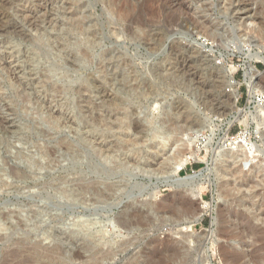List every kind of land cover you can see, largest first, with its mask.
Here are the masks:
<instances>
[{
  "label": "rangeland",
  "instance_id": "obj_1",
  "mask_svg": "<svg viewBox=\"0 0 264 264\" xmlns=\"http://www.w3.org/2000/svg\"><path fill=\"white\" fill-rule=\"evenodd\" d=\"M123 2L133 11L130 27L111 13L113 5ZM184 3L183 12H174L156 0H0V107L6 101L14 111L0 108L12 124L11 133L0 129V214H13L7 222L0 217V264H264V171L258 174L253 168H264V95L250 100L244 82L253 67L262 77L254 83L264 90V0L239 4L242 10L249 9L248 18H241L244 11L236 13L234 0ZM71 15L90 33L67 37L66 49L79 54L75 62L70 53L58 55L52 43L63 36ZM24 16L35 22L37 31L28 28ZM191 17L214 28L211 38L193 29ZM175 20L183 22L173 25ZM14 23L32 36L47 33L51 38L44 36L45 47H38L13 33ZM74 40L76 47L71 45ZM172 43L177 45L170 49ZM192 48H201L209 57L202 63ZM86 49L87 59L78 53ZM220 69L229 83L219 90L208 84L216 76L222 80ZM45 73L49 83L63 89L60 96L42 87ZM16 79L24 83V93L30 97L26 113L15 94L23 88ZM197 80L207 88L201 89ZM80 84L91 91H78ZM232 92L237 94L238 114L229 106ZM58 111L61 125L53 130L46 119L50 114L57 117ZM147 115L176 137L191 131L199 139L192 148L197 159L189 161L176 178L196 174L208 165L210 151L222 137L241 136L255 152L239 162L223 159L217 175L204 174L197 199L189 204L180 193L162 185L170 178L168 150L146 141ZM91 117L97 122L93 131ZM62 139L83 152L84 159L73 164L68 153L53 158L42 151L58 149ZM104 145L114 158L109 164L91 151ZM11 169L17 176L10 174ZM92 188L97 192L91 196L85 189ZM65 189L76 191L75 202L64 199ZM145 200L154 202V212L141 205ZM196 203L212 204V211L204 209L200 222L190 229H178L177 219ZM29 209L45 213L50 238H40L18 223L19 213L23 215L19 219L29 222ZM78 217L109 219L105 231L110 243L86 252L78 236L60 233L61 229L69 232ZM116 218L127 229L113 228L110 220ZM75 252L82 257L74 259Z\"/></svg>",
  "mask_w": 264,
  "mask_h": 264
},
{
  "label": "bare ground",
  "instance_id": "obj_2",
  "mask_svg": "<svg viewBox=\"0 0 264 264\" xmlns=\"http://www.w3.org/2000/svg\"><path fill=\"white\" fill-rule=\"evenodd\" d=\"M162 2L163 4L165 3V4H167L168 6H169V10H173L174 12L175 11H178V10H181L182 12H183V10H185L186 8H185V3H184V0H156V2ZM242 1L243 0H234V2L236 3V5H235V8H234V10L236 11V13H238V12H243V14H241V18H248V15H247V13L249 12V11H247V10H249V9H247L245 6H243V7H245L246 8V10L245 9H241L242 7H239L240 5L239 4H241L242 3ZM233 2V1H232ZM113 3H115V1L113 2L112 1V4ZM124 4L123 5H118V7H117V5H111L113 8H111L112 10V16H113V18H117L120 22H123L124 24H126L127 23V26L129 25V27L134 23L133 22V18H132V16L133 15H131V13L133 12H131V10H130V8H128V6H127V4L125 3V2H123ZM2 4V3H1ZM157 4V3H156ZM164 4V5H165ZM238 4V5H237ZM161 5V4H160ZM233 5V4H232ZM140 6V5H139ZM157 6V8H158V4L156 5ZM162 6V5H161ZM167 6V7H168ZM234 6V5H233ZM5 7V6H4ZM140 8V7H139ZM156 8V9H157ZM160 8V7H159ZM232 8V7H231ZM251 8H253V7H251ZM136 10V9H135ZM155 10V9H154ZM153 10V11H154ZM156 11V10H155ZM234 11V12H235ZM173 12V13H174ZM1 14V13H0ZM133 14V13H132ZM234 14V13H233ZM239 14V13H238ZM3 15V14H2ZM35 15V14H34ZM110 15V14H109ZM184 15V14H183ZM136 16V15H135ZM141 16V15H140ZM190 16V15H189ZM254 16V15H253ZM252 15H250V17H253ZM26 17V18H25ZM151 17V16H150ZM152 17H154V16H152ZM159 17V16H158ZM157 17V18H158ZM29 18V16H24V19L25 20H27L26 21V23H28L29 24V26H28V28H33V29H35L36 31H37V25L35 24V22L34 21H32L31 22V18L30 19H28ZM138 18V17H137ZM155 18V17H154ZM240 18V19H241ZM255 18V17H254ZM135 19V18H134ZM149 19V18H148ZM147 19V20H148ZM152 19V18H151ZM169 19V18H168ZM179 19V18H178ZM258 19V18H257ZM25 20H24V22H25ZM52 20V19H51ZM51 20H49L48 19V22H50ZM114 20V19H113ZM117 20V21H118ZM166 20V19H165ZM171 20V19H170ZM118 21V22H119ZM189 21L191 22V24H192V27H193V29L194 30H196V32L198 33V34H201V35H203L204 37H206L207 39L208 38H211V36H212V31H213V29L214 28H211L210 26H208L206 23H202V22H200L199 20H197L196 18H193V17H191L190 19H189ZM21 22V21H20ZM145 22H147L146 20H145ZM149 22V21H148ZM152 22V21H151ZM181 22H183V21H181ZM181 22H179V21H177V20H175V21H172L171 23L173 24V25H181ZM205 22V21H204ZM113 23H114V21H113ZM122 23V24H123ZM167 23V22H166ZM257 23V22H256ZM111 24V23H110ZM140 24V23H139ZM142 24V23H141ZM140 24V25H141ZM209 24V23H208ZM6 25V24H5ZM40 25V24H39ZM54 25H57V23L55 22L54 23ZM66 26H67V29H65V32L64 33H62L63 34V36H60L58 39H56L55 38V40L54 41H52V43L53 44H55V50H56V52H57V54L58 55H63L64 53H66L65 55H67L68 56V54L70 53L72 56V58H73V60H74V62L75 61H79V59L80 58H78V56H79V54H77V53H75V52H73V51H70V50H67L66 49V46H67V37H69L70 38V36L71 35H83V34H87L88 35V37L90 36V33H89V30H87V29H84V27H83V24H82V22L80 21V19H75V18H73V16L71 15L69 18H67V23L65 24ZM120 25V24H119ZM210 25V24H209ZM243 25V24H242ZM61 26H62V24H61ZM124 26V25H123ZM137 26H139L138 24H137ZM152 26V25H151ZM141 27V26H140ZM139 27V28H140ZM171 27V26H170ZM255 27V26H254ZM3 28V27H2ZM12 29V31H13V33H17V35L19 34V36H21V37H23L24 39H26V40H29V42H31L32 44H34V45H37L38 47H40V46H42V47H45L44 45L46 44H44L43 43V39L45 38L44 36H46V39L47 40H50V36H49V34H47V33H43L44 35H41V36H37V37H35V36H32L31 35V33H29L22 25H18L17 23H14V25H12V27H11ZM124 28V27H123ZM53 29H55L54 27H53ZM114 29V28H113ZM133 29V28H132ZM136 29V28H135ZM138 29V28H137ZM10 30V29H9ZM253 30V29H252ZM8 31V30H7ZM114 32H115V30H113ZM139 31V30H138ZM141 31V30H140ZM5 32V31H4ZM3 32V33H4ZM214 32V31H213ZM260 32V31H259ZM10 33H11V31H10ZM61 33V32H60ZM165 35V34H164ZM58 36V35H57ZM171 36V35H170ZM65 37H66V39H65ZM91 38H92V42H95L94 40H95V38H94V36L91 34ZM169 39V38H168ZM173 39V38H172ZM169 41V40H168ZM174 41H175V39H174ZM176 42V41H175ZM179 42H181V41H179ZM88 43V42H87ZM166 43V42H165ZM182 43V42H181ZM180 43V44H181ZM70 44V43H69ZM77 44H78V42L77 41H75L74 40V43L73 44H71V45H73V46H77ZM169 44H170V42H169ZM173 45H177V44H175V43H172V45L170 46L171 48L170 49H172L173 47ZM179 45V44H178ZM72 46V47H73ZM179 46H181V47H183L182 45H179ZM186 47V46H185ZM193 49V54L195 53L196 55H197V57L196 56H194V57H196L199 61H201L202 63L203 62H205V61H203V60H201V59H204V58H207V57H209V54H206V51H201L200 49L198 50L197 48H192ZM178 50V49H177ZM81 51V56L83 57V58H88V57H90V53H89V50H79L78 51V53ZM172 51H175V49H173ZM49 52V51H48ZM91 52V51H90ZM178 52V51H177ZM182 52V51H181ZM182 54V53H181ZM192 54V53H191ZM78 55V56H77ZM56 58V57H55ZM71 58V59H72ZM58 60H59V58H57ZM258 59V58H257ZM257 59H255V61H257ZM56 60V59H55ZM82 60V59H81ZM192 60V59H191ZM195 61H197L196 59H194ZM204 60H206V59H204ZM190 61V60H189ZM259 61V60H258ZM73 62V61H72ZM193 62V61H192ZM200 62V63H201ZM208 62H210V61H208ZM207 62V63H208ZM212 62V61H211ZM252 62H254V60H252ZM80 63V62H79ZM185 63V62H184ZM206 63V64H207ZM71 65L75 68V65H73V63H71ZM197 65V64H196ZM185 66V65H184ZM192 67V66H191ZM189 68V67H188ZM187 68V69H188ZM203 68V67H202ZM53 69V68H52ZM251 70H252V72L250 73L249 72V74H248V76H246L245 77V84H246V86H247V88H248V93H249V99L250 100H254L255 98V96H257V97H259V96H261V95H264V90H263V88H262V86H260V85H258V84H256L255 85V81H254V79H257L258 77V79L259 80H262V77L260 76V74L259 73H257L256 71H255V69L253 68V67H251ZM188 71V70H187ZM190 71V70H189ZM200 71H201V69H200ZM222 70L220 69L219 70V74H223L224 73V71L223 72H221ZM202 72V71H201ZM217 72V71H216ZM14 73L15 72H11V74H13L14 75ZM187 73V72H186ZM197 73V72H196ZM196 75V74H195ZM66 76V75H65ZM189 76V75H188ZM198 76V75H197ZM254 76H255V78H254ZM227 77V76H226ZM225 77V75H222L221 76V79L222 80H220L219 79V77H215V81H213V79H212V84H208V85H212V88H218L219 89V87H220V89L222 88L221 86L223 85V83H225L226 85L229 83V80H228V78H226ZM16 78V77H15ZM41 78H42V87H46L47 89H49L51 92H53L55 95H58V96H60L61 94H62V92H63V89L61 88V86H56L55 84H51V83H49V80L51 79V78H49L48 77V73H47V75H46V73L45 74H41ZM16 81L18 82V86H21V88H22V90H21V92L19 91V92H16L15 94H16V97H17V99H20L21 101H22V103H21V108L23 109V111L26 113L27 112V105L30 103V97L28 96V94H25L24 92H25V85H24V83L23 82H21V81H18L17 79H16ZM211 81H209L208 83H210ZM255 82V83H254ZM197 85L201 88V89H205V88H207L202 82L200 83L198 80H197ZM207 85V86H208ZM214 85V86H213ZM209 86V87H210ZM83 87H81V84L80 85H78V87H77V89H78V91L79 90H83V91H91V89L89 88V87H87V86H85L83 89H82ZM258 88V89H257ZM90 89V90H89ZM210 89H211V87L209 88V90L208 91H210ZM219 89V90H220ZM218 90V91H219ZM18 91V90H17ZM65 92H66V90H65ZM15 96V95H14ZM0 97L2 98V95H1V93H0ZM229 97H231V100H230V104H229V106H230V108H231V111H233L235 114H238L239 113V111L237 110V105H236V102H237V94H236V92H232V93H230L229 94ZM32 100V99H31ZM256 100H258V99H256ZM20 101V102H21ZM213 104V103H212ZM89 106H90V104H89ZM1 109L2 108H6V110L8 111V112H14L13 111V109H11L12 107L6 102V101H3V104H2V106L0 107ZM77 108V107H76ZM91 108H94V107H92L91 106ZM0 109V110H1ZM4 110V109H3ZM5 110V111H6ZM6 111V112H7ZM3 113V112H2ZM59 115H60V113H59V111L57 112V117H54V115L53 114H50V116H49V118L48 119H46L47 120V123H48V125H49V127L51 128V129H53V130H57V129H59V127H60V125H61V123L59 124V119H58V117H59ZM124 115V114H123ZM126 118H127V116H125ZM60 118V117H59ZM50 119H52L51 121H50ZM97 119V118H96ZM122 119H124V118H122ZM76 122V121H75ZM146 122H147V124H148V127H147V129H146V132H145V134H144V137L146 138V141H149V142H152V143H156V145H157V147H159V149H162V150H168V152H167V162L168 163H170V166H171V169H170V172H169V177L170 178H168L166 181H168V184H169V186H175V185H178V184H186V187H185V191L187 192V193H189V194H191V195H193L194 197H197V195H198V190H199V187H200V185H201V183L200 184H198L197 186H194V185H192V184H189L188 185V180H186V179H182L181 177H179V178H176V176L178 175V173L180 172V171H182L183 170V168H184V166L189 162V161H195L196 159H197V155H196V150L195 151H193L192 150V148L193 147H195V149H196V147H197V145H198V141H199V139H198V137L195 135V136H192V132L191 131H189V132H187V134H180L178 137H176L173 133H172V131H170V130H168V129H165V127L163 126V124H159V120L158 119H156L155 117H153V116H150V115H147V118H146ZM126 123V122H125ZM119 124L121 125V123L119 122ZM12 125V124H11ZM10 125V122H8V120L5 118V117H3L1 114H0V129L1 130H4V132H6V133H11L12 131V129H11V126ZM91 126V131H93V130H96L97 128H96V125H97V122L95 121V118H93V117H91V124H90ZM112 125V124H111ZM62 127V126H61ZM89 127V128H90ZM124 127H126L125 129H129V126L128 125H124ZM190 128V127H189ZM14 130V129H13ZM98 131H99V129H98ZM126 131V130H125ZM45 133V132H44ZM263 133V134H262ZM91 134H93L92 132H91ZM261 134H262V136H263V138H264V132L263 131H261ZM6 135V134H5ZM93 139V138H92ZM143 140V139H142ZM145 140V139H144ZM264 140V139H263ZM244 142V143H243ZM95 143V142H94ZM102 143V142H101ZM100 143V144H101ZM245 144V145H244ZM58 149H57V147H56V149L55 148H52V149H48L47 150V148H45V149H42V148H40V149H42V151H44L45 153H48L47 154V156L49 155L50 157H55V155H56V157H58V158H61V157H65V154H67L68 153V155H67V157L69 158V161L70 162H72L73 164H77V163H79L82 159H84V157H83V152H81L80 150L78 151V150H75V147H74V145L72 144V143H70V142H68V141H65V140H60V141H58ZM98 146V145H97ZM101 146V145H100ZM99 147V146H98ZM105 147H107V146H105L104 145V147L102 148H98V149H92L91 151L94 153V155L96 156V157H99L101 160H103V162L105 163V164H109V162H112V160L114 159L113 157H112V155H110L109 154V151H110V148L109 149H107V150H109V151H107V150H105ZM224 147H226L228 150H229V152L228 153H223L222 151L224 150ZM39 149V148H38ZM39 149V150H40ZM59 149H64L63 150V152H61L60 153V150ZM119 149V148H118ZM254 151V148H253V146L252 145H250V147H248V146H246V141L244 140V138L242 137L241 138V136H236L235 138H233V139H228V138H226V137H222L221 139H219L218 140V142L216 143V145L211 149V162L212 161H214L215 159H218V158H220L221 160H223V159H226V158H231L232 160L234 159H238L237 161L239 162L240 160V158L241 159H243V156L244 157H246L247 156V153H249L250 155L252 154V152ZM43 152V153H44ZM255 152V151H254ZM116 153H118V152H116ZM46 155V154H45ZM66 157V158H67ZM128 159V158H127ZM66 160H68V159H66ZM129 160V159H128ZM53 161H54V159H53ZM210 161V160H209ZM132 162H134V161H132ZM224 162V161H223ZM136 164V163H135ZM206 164V163H205ZM33 165V164H32ZM11 168H13V167H11ZM138 168V167H137ZM254 168V170L255 171H257V173L259 174V173H262V171H264V168L263 167H258L257 169H256V167L254 166L253 167ZM252 168V169H253ZM123 169V168H122ZM125 169V168H124ZM15 170H17V169H15ZM225 170V169H224ZM123 171V170H122ZM253 171V170H252ZM223 172H225V171H223ZM22 173V172H21ZM228 173V172H227ZM239 173H241V171H239ZM251 173V172H250ZM10 174L12 175V176H17V174L18 173H16V171H14V169H11V171H10ZM23 174V173H22ZM25 174V173H24ZM263 174V173H262ZM226 175V174H225ZM224 175V176H225ZM264 175V174H263ZM223 176V177H224ZM227 176V175H226ZM251 176V175H250ZM262 176V175H261ZM20 177V176H19ZM242 178V177H241ZM246 178V177H245ZM259 179H260V177H258ZM226 181V180H225ZM263 181H264V179H263ZM227 182V181H226ZM257 183V182H256ZM261 184H262V182H261ZM235 186V185H234ZM241 187V185H238V187ZM258 186V185H257ZM83 187V186H82ZM81 187V188H82ZM224 187V186H223ZM236 187V186H235ZM94 188V187H93ZM85 189V191H87V192H89L90 193V195L92 194V195H94L97 191L95 190V189ZM242 188V187H241ZM263 188V187H262ZM78 190V189H77ZM80 191L81 190H83V188L82 189H79ZM98 190V189H97ZM99 191V190H98ZM237 191H239V190H237ZM76 192V191H75ZM74 191H66V189L65 190H63L61 193H62V196L64 197V199L67 201V202H75V199L77 198V195H76V193H75ZM264 192V191H263ZM239 193V192H238ZM91 195V196H92ZM251 195V194H250ZM253 195V194H252ZM248 196V195H247ZM259 196H261V194L259 195ZM237 197V196H236ZM235 197V198H236ZM251 198V197H250ZM261 198V197H260ZM237 199V198H236ZM243 199V198H242ZM249 199V198H248ZM262 199V198H261ZM242 201H244V200H242ZM259 202H261V201H259ZM243 203V202H242ZM256 203V202H255ZM254 203V204H255ZM245 204V203H244ZM258 204V203H257ZM263 204V203H262ZM210 205H212V204H210ZM208 203H204V205H202L201 204V208H202V211H201V213L199 214V215H197V217H196V221H200L201 220V217L203 216V211H204V209H208V211H212V209H211V207L212 206H210ZM261 205V204H260ZM259 205V206H260ZM254 207H256V206H254ZM253 208V207H252ZM258 208V207H257ZM33 209V208H32ZM30 210L29 209V211H27L28 212V214H29V212H30V217L28 218V217H26L28 220L27 221H29L28 223H29V225H28V223L26 224L25 223V221H23L22 220V218L21 219H19V216H21L22 214L21 213H19V214H16V217H17V220H18V223L19 224H21V226H24V227H27L28 228V226H29V232H33V233H35L37 236H39L40 238H50L51 236H52V229H51V227L46 223V221H45V213L42 211V210H40V209H35V210ZM28 210V209H27ZM251 210V209H250ZM264 210V209H263ZM263 212V211H262ZM260 213V212H259ZM9 214H11L10 212H9ZM9 214H6V213H2V214H0V217H1V219L3 220V221H8V220H10L11 218H10V215ZM262 214V213H261ZM11 215H13V214H11ZM264 215V214H263ZM23 216V215H22ZM11 217H13V216H11ZM15 217V218H16ZM10 218V219H9ZM109 221V219H106V220H94V219H90L89 217L87 218H84V217H78L75 221H73V223L71 224V226H70V231L69 232H67V231H63L62 229V231H63V233L62 234H68V235H70V237L71 238H77L76 236H78L80 239H81V241H82V245H83V248L85 249V251L86 252H90V251H93L92 249L93 248H95V247H99V246H101V247H103V246H106V245H108L110 242H109V239H108V235H107V233H106V231H105V223H106V221ZM10 222V221H9ZM127 222V221H126ZM109 223V222H108ZM263 223H264V221H263ZM11 224V223H10ZM2 226V223L0 222V227ZM19 227V226H18ZM182 231H184V230H186L185 228H180ZM60 230V231H61ZM25 231H26V228H25ZM56 233H58V232H56ZM26 234V233H25ZM208 235V234H207ZM55 237V236H54ZM54 239V238H53ZM57 244V243H56ZM37 245V244H36ZM100 247V248H101ZM37 248V247H36ZM43 249V248H42ZM44 250H46V249H43V252H44ZM55 250H60L59 248H57L56 247V249ZM45 252H47V251H45ZM50 252V251H49ZM48 252V253H49ZM47 254V253H46ZM48 256V255H47ZM82 257V254L80 253V252H75L74 254H73V258L74 259H80ZM95 258V257H94Z\"/></svg>",
  "mask_w": 264,
  "mask_h": 264
},
{
  "label": "water",
  "instance_id": "obj_3",
  "mask_svg": "<svg viewBox=\"0 0 264 264\" xmlns=\"http://www.w3.org/2000/svg\"><path fill=\"white\" fill-rule=\"evenodd\" d=\"M223 153H228L229 150L224 147V150L222 151ZM222 164V160L220 158L215 159L214 161L210 162L208 165L205 164L204 167L198 172V173H192V175H187V176H183L181 177L182 179H186L188 180V185L192 184L194 186H197L198 184L201 183L202 180H204L205 175H208L209 173H214L215 175H217V170H220ZM205 174V175H204ZM162 185H164L165 187L174 190L176 193H180V195L185 199V201L189 204L195 202V200L197 199V197H194L193 195L187 193L185 191V187L186 184H178L175 186H169L168 181H163ZM175 195V194H174ZM147 200L144 201V203H141V205H146V207H148L150 210V212H154V208H155V204L154 202H146ZM202 211L201 205L196 203L195 207H192L191 211L181 215L176 223L175 226L178 227V229L180 228H187L190 229L191 227H193L194 225L198 224L200 221H196V217L197 215H199ZM110 223L113 224V228L118 227L120 229H125L126 226L122 224V222L116 218L115 220L111 219ZM213 227V224L210 223L209 225V231L208 235L206 236V240H205V245L204 247L208 250V244L210 242V238H211V233L210 232L211 228ZM60 229V228H59ZM127 229V228H126ZM185 231V230H184ZM60 233H63L62 230Z\"/></svg>",
  "mask_w": 264,
  "mask_h": 264
}]
</instances>
